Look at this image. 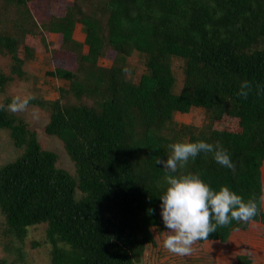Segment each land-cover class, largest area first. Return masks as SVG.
<instances>
[{
	"label": "trees",
	"instance_id": "1",
	"mask_svg": "<svg viewBox=\"0 0 264 264\" xmlns=\"http://www.w3.org/2000/svg\"><path fill=\"white\" fill-rule=\"evenodd\" d=\"M49 2L0 0V53L10 60L0 90L23 74L37 44L70 55L45 71L66 83L56 98L29 104L47 111L44 133L61 141L73 174L22 117L0 110V129L19 150L0 166L1 231L13 263L23 261L27 227L45 223L50 264H140L144 246L155 243L151 228H165L158 206L168 173L156 158L166 159L176 141L222 146L232 168L202 152L177 174L197 173L215 190L256 199L260 213L251 221L264 226V0H57L60 10L39 18L35 7ZM134 51L144 64L136 81L126 75ZM108 54L110 65H99ZM171 58L182 63L177 93ZM245 81L247 97L238 95ZM191 107L205 111L204 125L172 122ZM247 225L233 220L197 242L225 243ZM233 264L252 261L236 254Z\"/></svg>",
	"mask_w": 264,
	"mask_h": 264
},
{
	"label": "rangeland",
	"instance_id": "2",
	"mask_svg": "<svg viewBox=\"0 0 264 264\" xmlns=\"http://www.w3.org/2000/svg\"><path fill=\"white\" fill-rule=\"evenodd\" d=\"M49 1L47 5H43L42 9H39V6L35 7V10H38L37 16L39 18L45 17L49 11L57 12L60 10L59 5L56 3L57 0ZM47 38L50 43H54L57 35L52 33ZM73 38L79 41L83 38V33L78 24L73 31ZM50 50H43L37 44L33 49V56L25 60L21 66L23 74L18 78L13 77L0 90V103L3 97H13L14 95H31L34 98L39 97L44 100L56 98V88L66 85V83L46 75L45 71L51 70L63 61H70V55L60 49L53 50L51 48ZM53 51H57V53ZM105 52L106 50L104 54ZM109 54L100 56L97 63L102 66H109L112 60ZM170 63L174 76L172 91L177 93L183 78L182 63L177 58H171ZM9 66V57L0 53V71L8 74ZM142 71H144L143 56L134 51L127 58L126 75L136 81ZM12 115L22 117L28 127L35 131L36 138L42 148L57 154L58 167L70 174L74 173V165L66 154L61 141L44 133L43 127L48 119L45 109L29 104L24 111L12 112ZM172 122L201 127L206 122L205 111L199 107H191L186 113L175 112L172 115ZM18 152L19 150L13 147L7 130L0 129V166L12 160ZM262 195H264V184L262 185ZM262 209L264 210V205H262ZM158 213L161 217L160 205L158 206ZM1 221L2 217L0 215V259H5V264H50L49 244L45 240V223L27 227L21 244L24 253L23 261L19 260L13 263L12 253L4 249L6 238L2 234L3 231H1ZM167 231L164 228L156 232L155 229L151 228L155 243L144 246L140 264H233L234 256L238 252H248L252 264H264V226L257 222L250 223L242 232H235L232 241L228 244L213 240H206L201 243L195 242L192 246L193 251L188 256H178L163 248L162 242ZM234 248L236 251H234Z\"/></svg>",
	"mask_w": 264,
	"mask_h": 264
},
{
	"label": "clouds",
	"instance_id": "3",
	"mask_svg": "<svg viewBox=\"0 0 264 264\" xmlns=\"http://www.w3.org/2000/svg\"><path fill=\"white\" fill-rule=\"evenodd\" d=\"M250 87L243 82L238 95L247 97ZM32 99L31 95H14L6 106L0 103V110L24 111ZM168 148L170 154L166 159L156 158V163L168 173L167 187L159 196L162 222L168 230L162 246L168 252L188 256L195 242L208 239L218 228L227 227L233 220L247 223L259 215L256 199L245 200L228 186L215 190L197 173L177 174L202 152L212 153L219 165L232 168L231 158L222 146L204 140H185L170 143ZM259 203L264 205V195Z\"/></svg>",
	"mask_w": 264,
	"mask_h": 264
},
{
	"label": "crops",
	"instance_id": "4",
	"mask_svg": "<svg viewBox=\"0 0 264 264\" xmlns=\"http://www.w3.org/2000/svg\"><path fill=\"white\" fill-rule=\"evenodd\" d=\"M76 25H77V24H76ZM76 25H75V26H76ZM74 30H75V28H74ZM250 223H254V222H253V221H249V222H248V226L250 225ZM255 223H256V222H255ZM237 231L242 232L243 230L237 229V230L232 231V233L230 234L229 238L227 239V241H226L224 244H228L230 241H232V236H233L234 233L237 232ZM239 232H238V233H239ZM234 251H236L235 248H234ZM244 253H245V252H242V253H241V252H238V253H236V254H244ZM236 254H235V255H236ZM245 254L249 255L248 252H246ZM249 256H250V255H249Z\"/></svg>",
	"mask_w": 264,
	"mask_h": 264
}]
</instances>
